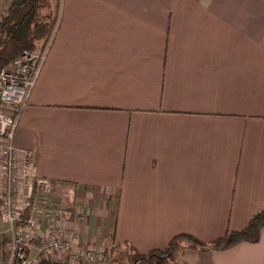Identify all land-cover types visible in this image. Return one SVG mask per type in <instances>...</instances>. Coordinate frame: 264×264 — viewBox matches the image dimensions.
<instances>
[{"label":"crops","instance_id":"obj_1","mask_svg":"<svg viewBox=\"0 0 264 264\" xmlns=\"http://www.w3.org/2000/svg\"><path fill=\"white\" fill-rule=\"evenodd\" d=\"M25 1L0 0L2 14ZM55 2L13 146L80 245L145 254L246 227L264 209V0ZM172 264H264V231Z\"/></svg>","mask_w":264,"mask_h":264},{"label":"built area","instance_id":"obj_2","mask_svg":"<svg viewBox=\"0 0 264 264\" xmlns=\"http://www.w3.org/2000/svg\"><path fill=\"white\" fill-rule=\"evenodd\" d=\"M58 22L42 50L24 51L9 67L0 68V264H39L55 256L73 264L108 261L106 252L80 245L78 231L69 226L73 213L52 199L53 183L34 176L29 155H20L13 146ZM37 240L43 245L32 251Z\"/></svg>","mask_w":264,"mask_h":264},{"label":"trees","instance_id":"obj_3","mask_svg":"<svg viewBox=\"0 0 264 264\" xmlns=\"http://www.w3.org/2000/svg\"><path fill=\"white\" fill-rule=\"evenodd\" d=\"M54 0H26L21 6L11 7L0 19V68L9 67L24 51L42 50L56 24L52 12L58 7ZM264 231V209L256 212L246 227L226 232L224 236L201 243L185 234L177 235L162 249L139 253L126 242L112 244L108 249L110 264H172L181 242L190 244L189 249L223 251L239 243H257ZM39 264H68L43 261Z\"/></svg>","mask_w":264,"mask_h":264},{"label":"rangeland","instance_id":"obj_4","mask_svg":"<svg viewBox=\"0 0 264 264\" xmlns=\"http://www.w3.org/2000/svg\"><path fill=\"white\" fill-rule=\"evenodd\" d=\"M55 1V0H54ZM52 4H53V6H54V4H55V2H52ZM59 6V5H58ZM3 9H2V7L0 6V19L2 18V16L5 14H2L3 13V11H2ZM53 11V13H54V15L56 16V21H57V19L59 18V8L58 7H55V9L53 8L52 9ZM25 216H26V212H23V214H22V218H25ZM32 248H33V250L32 251H34V249L35 248H37V247H41L43 244L41 243V242H39L38 240L35 242H33L32 244ZM190 244H188L187 242H181V244H180V248L178 249V251H177V254L182 250V249H184V248H188V246H189ZM106 255H107V257H108V261H107V264H110V261H111V259H110V256H109V254L106 252ZM58 256H55V257H53V258H51V259H49V257L48 258H43L41 261H40V263L41 262H43V261H49V262H60V263H63V262H66V263H68V264H73V263H69L67 260H65L64 258H61L62 260H55L56 258H57Z\"/></svg>","mask_w":264,"mask_h":264}]
</instances>
